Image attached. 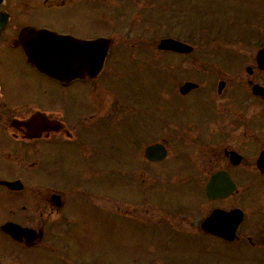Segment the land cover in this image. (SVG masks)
<instances>
[{
  "label": "flooded vegetation",
  "instance_id": "flooded-vegetation-1",
  "mask_svg": "<svg viewBox=\"0 0 264 264\" xmlns=\"http://www.w3.org/2000/svg\"><path fill=\"white\" fill-rule=\"evenodd\" d=\"M190 1L198 9L197 1ZM223 1L211 0V16L223 13L233 30L214 28L211 43L194 44L167 61L157 53L171 52L154 49L142 37L149 31L151 0H4L0 8L8 20L0 34V64H21L22 75L34 79L12 78L10 68L5 77L0 74V264H38L27 258L32 250L42 264H93L62 237L76 225L75 233L82 232L78 217L68 213L72 204L137 218L157 230L145 234V254L133 252L125 264H264V13L257 2L246 5L252 9L247 20L230 10L232 1ZM62 9L68 15L92 9L99 25L88 26L76 15L67 18ZM118 9L131 12L118 14ZM35 12L51 17L59 12L58 24L22 21ZM27 25L76 41H110L101 74L60 81L39 73L16 43ZM118 51L128 54L126 62L153 53V63L172 76V86L160 95L154 127L142 122L151 115L135 105L131 93L110 91L108 102L101 96V82L96 83L120 61ZM171 62H176L173 70ZM44 81L48 86L40 84ZM186 83L194 86L181 90ZM104 122H112L120 136L105 135ZM125 140L127 167L121 159ZM156 144L166 155L152 161L145 150ZM136 152L145 166L135 167ZM137 171L183 186L169 203L163 195L150 200L148 195H160L161 189L144 185L136 201L103 190L104 175L135 180ZM148 207L152 214H137Z\"/></svg>",
  "mask_w": 264,
  "mask_h": 264
},
{
  "label": "rangeland",
  "instance_id": "rangeland-1",
  "mask_svg": "<svg viewBox=\"0 0 264 264\" xmlns=\"http://www.w3.org/2000/svg\"><path fill=\"white\" fill-rule=\"evenodd\" d=\"M196 1L198 3V9H193L190 0H151L150 12H148L146 18L147 23H150L149 31L148 34L142 36L144 40L145 38L150 39L154 49L159 39L167 35H172L177 39L180 38L178 39L180 41L184 40L185 37H192L194 41L198 39L200 44H204L212 41L214 28L219 32L226 30L231 32L233 30L230 27L227 29L228 23L223 21V13H218L215 18L211 16V0ZM230 1H232V8L230 10H236L238 13L245 15L247 20H250L252 17V15L248 14L252 9L250 10L246 5L257 2L258 9L264 13V0ZM223 2V0H217L218 5L223 4ZM33 9L38 8L34 6ZM64 11L65 10L62 9V11L59 12L67 18L76 15L78 18L80 17L82 20H85L88 26L99 25L94 21L93 16L95 15V11L92 9H78L72 15H68ZM121 11L124 10L118 9V14ZM125 11L131 12L130 9H125ZM59 12L55 13L53 15L54 17L43 15L41 12L28 13L23 15L21 19L27 23H38L42 21L56 26L58 22L55 20V17H57ZM120 25H122L121 22ZM135 37L137 38V36ZM158 54L159 53H157V58H167V61H173L179 58L175 54L172 55L173 53L165 55ZM118 55L121 59L114 65L111 74H103L99 84L98 82L96 83L100 85L101 82L102 87L100 90L103 92L101 96L108 102L109 98L113 96L110 91H120L121 96L131 93V95L134 96L135 105L141 108L142 111L148 112L151 115V119L143 120L142 122H146L149 126L154 127V124L159 122L153 117L155 113L159 114L158 111L161 108L160 95L162 92H168L169 88L172 86V76L169 77V73L164 67L153 63L156 59L153 53L146 55L136 54L135 57H133L134 60L129 62L124 61V58L126 59L128 57L126 52L118 51ZM175 63L176 62L169 63V69H175ZM22 66L21 64H6L2 62L0 64V74L5 77L6 69L10 68L12 78L24 82L33 80L34 77L31 75H22ZM37 81L40 80L37 79ZM40 84L48 86L45 81ZM77 89L83 90V88L80 87H77ZM77 89L73 91H75L76 96H80V91ZM42 98L44 97L40 96V100ZM108 107V105H105L103 113L107 112ZM140 116H143V114ZM104 131L105 135H110L112 139L120 136L118 128L113 127L112 122H104ZM121 150H123L121 159L125 160V165L127 167L130 155L128 152L127 140L122 143ZM136 157L138 158L137 152L134 158L135 167L145 166V164L141 160L136 159ZM147 167L155 171L153 166ZM102 180V188L105 192L115 191L119 194L120 198L128 197L135 201L139 198L137 190L140 185L161 189V191L159 190L160 195L152 192L148 197L152 200L163 195L166 203H169L171 199L176 196L177 189L183 186L180 181L167 177L157 176V178L151 179L150 177L144 178L143 174L139 171L136 172L135 180L130 179L129 175L124 176L122 174L115 177L104 175ZM147 182L149 183L147 184ZM185 186H193V184L187 183ZM121 208H123V206H121ZM146 209L147 211H143L145 209H137V214L144 217L152 214L150 207ZM68 213L78 217L82 232L81 234L75 233L76 231H80L79 225H76V228L63 232L62 237L65 239L66 243L70 245L73 252L76 251L78 255L80 254L81 258L91 260L93 264H125L130 254L133 252L144 255L146 251L144 243L145 234H153L157 231L153 228L148 229L146 226L143 227L141 225L142 222H139L137 218H134L133 221H129L123 217H114L107 212H97L74 204L70 205ZM95 254H99V256H94ZM39 255L42 257L44 256L43 253ZM27 258L35 263L42 264V259L33 250L27 253ZM52 264L55 263L53 262Z\"/></svg>",
  "mask_w": 264,
  "mask_h": 264
},
{
  "label": "water",
  "instance_id": "water-1",
  "mask_svg": "<svg viewBox=\"0 0 264 264\" xmlns=\"http://www.w3.org/2000/svg\"><path fill=\"white\" fill-rule=\"evenodd\" d=\"M3 0H0V5ZM7 13L0 10V33L5 27ZM18 45L22 48L28 62L41 73L56 79L89 78L92 79L100 72L109 41L97 39L95 41H79L69 36L59 35L53 31L23 27L18 35ZM81 47L80 50L72 47ZM160 50H170L186 53L189 46L171 38L161 39L158 44ZM187 83L183 88L192 87ZM165 152L159 145L145 150L146 157L161 159Z\"/></svg>",
  "mask_w": 264,
  "mask_h": 264
}]
</instances>
